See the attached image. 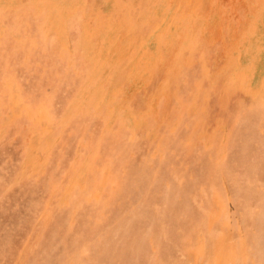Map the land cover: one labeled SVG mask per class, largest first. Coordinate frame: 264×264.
<instances>
[{"label":"rangeland","instance_id":"374dc122","mask_svg":"<svg viewBox=\"0 0 264 264\" xmlns=\"http://www.w3.org/2000/svg\"><path fill=\"white\" fill-rule=\"evenodd\" d=\"M0 264H264V0H0Z\"/></svg>","mask_w":264,"mask_h":264}]
</instances>
